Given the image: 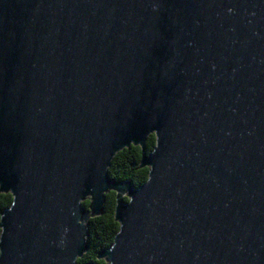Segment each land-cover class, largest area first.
<instances>
[{"label":"water","instance_id":"water-1","mask_svg":"<svg viewBox=\"0 0 264 264\" xmlns=\"http://www.w3.org/2000/svg\"><path fill=\"white\" fill-rule=\"evenodd\" d=\"M109 192L105 264H264V0H0V264H78Z\"/></svg>","mask_w":264,"mask_h":264},{"label":"trees","instance_id":"trees-1","mask_svg":"<svg viewBox=\"0 0 264 264\" xmlns=\"http://www.w3.org/2000/svg\"><path fill=\"white\" fill-rule=\"evenodd\" d=\"M154 146L155 138L150 135L145 143V154H150ZM141 155V149L133 146L118 152L107 170L109 179L121 183L130 182L135 188L144 184L147 180L148 169L139 168ZM124 201L127 202V199H124ZM11 202L12 198L9 194L0 193V215L10 207ZM82 206L87 209L88 201L82 203ZM114 208L115 194L109 192L105 196L103 213L99 217L89 219L87 222L88 237L86 238V243L88 249L82 258L78 260V264H105L104 261L97 260V255L112 244L114 236L119 229V225L114 221Z\"/></svg>","mask_w":264,"mask_h":264}]
</instances>
